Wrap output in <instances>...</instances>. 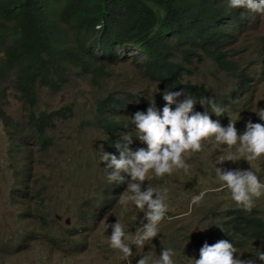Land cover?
Returning <instances> with one entry per match:
<instances>
[{
  "label": "trees",
  "instance_id": "trees-1",
  "mask_svg": "<svg viewBox=\"0 0 264 264\" xmlns=\"http://www.w3.org/2000/svg\"><path fill=\"white\" fill-rule=\"evenodd\" d=\"M224 1L0 0V118L6 131L27 147H37L41 154H51L60 146L75 145V138L80 136L79 129L64 127L75 115L73 104L56 108L40 105L42 92L46 90L52 95L68 92L72 87L71 75L83 77L89 74L93 83L99 85L102 78L106 79L105 66L130 61L144 82L142 90H132L136 84L132 79L118 96L105 92L104 96L93 98L92 106L85 105L82 110L92 116L95 126L97 139L89 136L91 152L102 146L105 151L117 154L112 142L128 132V127L132 128L125 118L148 106L147 98L155 92L150 91L155 89L160 95L164 90L177 88L191 95H207L203 84L183 83L192 58L198 56V52L209 57L219 70L228 73L232 85L219 93L218 102L229 108L258 80V73L248 62L233 59L232 46L242 29L240 14L236 12L229 20L224 19L219 13ZM129 49L135 51L130 57L125 53ZM258 55H262L261 50ZM261 62L264 64V58ZM7 82L24 111L20 121H14L4 112L7 90L4 84ZM144 90L146 94L142 96ZM135 140L133 137L129 145L132 150ZM15 153L17 160L22 154L18 145ZM202 154L201 151L189 155L197 163L192 172L209 170L215 175L202 160ZM87 156L86 152L79 151L74 157L73 160H79L76 175L82 167L94 171L92 166L81 161ZM21 162L13 167L14 177L9 188V201H13L18 217L15 225L19 227L22 221L37 219L43 225V232L38 234L42 239L61 232L59 227H49L58 215L74 216L75 221L65 225L69 232L85 228L113 202L116 192L125 188L124 184L112 185L102 178L95 188H91L92 183L87 179H77L76 187L83 186L84 189L72 193L69 185L65 192L54 195L48 182L24 185L21 176L24 163ZM217 167L225 168L223 163ZM50 173L54 174L53 170ZM169 178L170 175H151L145 183L168 189V205L173 204L178 212H171L174 209L166 212L174 221L164 233L163 247L178 250L193 244L192 251H182V264H190L186 258H198L202 244L211 245L221 239L232 241L238 253L243 252L242 259L255 257L256 248L264 251V216L259 209L244 210L232 200L214 202L217 195L214 190L220 188L221 183L205 191L196 203L191 201V196L189 202L178 203L181 180L171 178L168 181ZM200 191L203 190L194 194ZM22 197L31 198L34 207H29ZM121 213L130 214L128 208L122 209ZM190 229H196L197 233L193 234ZM24 233L26 236L31 234L25 228L17 231V234ZM15 244L10 240L7 246Z\"/></svg>",
  "mask_w": 264,
  "mask_h": 264
},
{
  "label": "clouds",
  "instance_id": "clouds-1",
  "mask_svg": "<svg viewBox=\"0 0 264 264\" xmlns=\"http://www.w3.org/2000/svg\"><path fill=\"white\" fill-rule=\"evenodd\" d=\"M236 12L240 14L242 29L232 46L233 59L248 62L258 73V80L246 94L236 99L229 108L218 102L219 93L230 88L232 82L227 72L219 70L209 57L198 52L192 61L196 57L210 60L215 70L224 75L227 87L212 89L205 86V97L177 88L164 90L154 99L152 94L147 98L148 106L143 111L137 110L128 117L134 135L124 132L112 142L111 146L117 154L104 151L102 146L96 148L106 181L112 185H125L119 203L126 207L130 205L129 210L142 213L139 226L134 231H129L126 224L116 219L111 224L101 221L104 232L111 229L107 235L108 246L117 250L123 264H131V261L132 264H179L175 259L176 250L172 247L155 248L151 253L148 250L141 252L157 236L158 226L169 207L167 187L145 181L151 175L163 177L177 170L188 174L190 165L185 157L201 152L208 141L216 145L211 155L220 152L209 162V167L237 206L250 210L254 206V198L264 195V180L258 177L254 168L244 166L264 158V64L261 62L264 54L259 56L258 51L262 49H255L251 44L247 45V49L246 44L250 41L244 37V33H248L254 39H264V0H225L221 3L219 13L224 19L229 20ZM225 112L229 113L226 121L216 118ZM133 137L136 139L134 150L129 147ZM21 142L19 139V144ZM222 162L226 169L217 167ZM234 163L240 166H231ZM25 170L24 167L23 172ZM13 177L14 174L11 183ZM66 179L68 183L77 182V175L73 172ZM23 184L29 183L23 179ZM203 195L204 192L200 191L191 196V201L196 203ZM23 223L20 222L19 227L15 225L17 231L23 229ZM17 236L21 238L22 234ZM130 246H134L135 251ZM241 253L232 241L221 239L211 245L202 244L198 258L186 259L190 264H256L257 261L264 264V251L259 248H256L255 257L242 259Z\"/></svg>",
  "mask_w": 264,
  "mask_h": 264
},
{
  "label": "rangeland",
  "instance_id": "rangeland-1",
  "mask_svg": "<svg viewBox=\"0 0 264 264\" xmlns=\"http://www.w3.org/2000/svg\"><path fill=\"white\" fill-rule=\"evenodd\" d=\"M244 37L250 41L246 44H251L255 49L261 48L264 54V39H254L250 34L244 33ZM253 52H256L253 50ZM134 50H130L127 54L132 55ZM137 67L130 61L111 63L103 68L105 74L104 78L100 80L99 85H95L92 81L91 75H85L83 77L70 76V83L72 87L68 92H61L56 95L48 93V91L42 92V99L40 105L48 104L51 107L65 106L73 104V110L75 115L71 118L68 124L64 127L67 130L79 129L80 136L75 138L77 142L75 145L71 144L69 147L60 146L51 154L44 153L37 149V147H27V145L19 144V138L8 134L6 131L2 119L0 118V264H123L118 257L117 250L108 246L107 235L110 234L111 229L103 231L102 220L106 223H113L115 219L126 224L129 231H134L139 226V217L142 213H136L134 210H129V207L121 205L119 203L121 192H116L113 202L97 214L95 220L90 221L88 225L83 229H74V232H69L65 228L66 223L71 224L75 221L73 215L68 216H56L54 221H51L49 227L51 229L59 227L61 232L59 234L52 233V236L47 239H42L38 234L43 232V225L37 219L31 221H24L23 228L28 230L31 234L24 233L21 238L18 239L17 229L15 223L18 220L17 212L14 208L13 201H9L11 196L10 179L13 176L12 168L22 161L24 163L25 172H23V179L27 183L31 184L36 182L42 184L48 182L51 185V190L54 194L58 192H64L67 186H71L70 191L77 193L85 187H76V182L68 183L66 177L73 172H76V165L79 160H73L77 157L79 151L87 153V158H81L83 163L88 164L94 168V171H89L86 168L81 169L77 173V179H87L92 183L91 188H95L100 178L108 183L104 176L102 169L103 163L99 162L98 151L91 152L89 136L94 140L97 139L95 134V126L91 115H87L83 112V107L86 105L92 106L93 98L96 96H104L106 94H112L118 96V93L124 88L128 82L132 79L135 80V88L132 90H142L144 82H142ZM104 82V86H103ZM184 83L191 84H203L208 88H225L228 85L224 79V75L217 72L213 63L208 60H199L198 57L194 58L189 70L184 76ZM6 87V102L4 104V112L10 115L14 121H20L23 117L24 111L20 105V101L14 95V92L9 88V83H5ZM147 86V84H146ZM155 91L152 90L150 92ZM64 93V94H63ZM145 90L142 92V96H145ZM158 94L154 93L153 97L157 98ZM229 117V113L221 114L220 117H216L221 121H226ZM128 123V117L125 118ZM88 122V123H87ZM128 133L134 134L133 126L129 128ZM19 146L22 154H19V159L16 160L17 154L15 153L16 146ZM26 147L27 149H25ZM216 145L212 141L205 143V147L202 150V160L209 165V161L215 158L220 152H215L211 155ZM24 148V149H23ZM23 149V150H22ZM105 151V149H103ZM186 162L190 165L188 174H185L182 170L175 171L170 175V178H177L181 180V193L178 198V203L189 202L190 196L196 191L203 190L208 191L209 188L222 183L218 181L215 175L205 172H192L197 168V163L190 159L189 156L185 157ZM43 162V163H42ZM226 162V161H225ZM223 163V162H222ZM251 166L258 173V177L264 180V160L251 161L250 164L244 166ZM248 168V167H247ZM53 170V173H50ZM44 173H49L44 175ZM199 182H202L200 185ZM50 191V189H48ZM214 191L217 194L214 197V202L221 203L225 200L230 201V196L226 188H216ZM23 201L27 203L29 207H34V201L31 198L22 197ZM259 209L264 216V195L259 198H254V206ZM128 208L129 215L121 213L122 209ZM205 208V207H203ZM168 209H174L171 212H178L174 208L173 204H170ZM135 215L137 221H135ZM174 221L169 217V213H166L165 218L159 224L158 236L152 242L151 245H145L143 250L152 251V249H159L164 246V233L170 223ZM63 224V226H62ZM193 229H190L192 231ZM69 232V235L67 234ZM193 234L197 233V230L192 231ZM68 235V236H67ZM16 242L15 245L8 247L9 241ZM67 240L71 241L70 243ZM193 244L185 245L183 248L176 250L175 259L182 264L181 258L183 256L182 251L193 250ZM135 251L134 246H130ZM133 261H131L132 264ZM190 263V262H189Z\"/></svg>",
  "mask_w": 264,
  "mask_h": 264
}]
</instances>
